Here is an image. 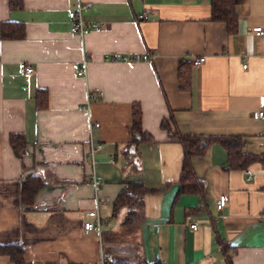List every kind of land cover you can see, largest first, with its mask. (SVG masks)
I'll return each mask as SVG.
<instances>
[{
    "label": "crops",
    "instance_id": "0c3cea01",
    "mask_svg": "<svg viewBox=\"0 0 264 264\" xmlns=\"http://www.w3.org/2000/svg\"><path fill=\"white\" fill-rule=\"evenodd\" d=\"M79 1L90 3L83 21L102 24L83 37L70 32L67 15ZM234 4L237 28L227 33L210 19L207 0H22L18 9L0 0V24L24 27L22 39L0 38V245L21 246V264H264V164L225 169V150L211 143L191 159L202 194H178L182 147L160 128L172 114L181 134L240 136L246 152L264 153V123L253 116L264 98V34H251L264 27V0ZM199 57L205 61L194 66ZM83 61L85 74L77 76L72 65ZM181 61L189 63L187 91L178 87ZM20 62L34 68L30 77L19 73ZM38 89L47 93L44 109L35 104ZM133 104L155 141L139 145L140 171L125 173L121 150ZM10 134L24 137L22 158ZM89 142L101 145L93 167ZM93 175L101 182L96 196ZM29 176L45 185L27 208L20 191ZM129 182L162 191L147 193L123 227L112 203ZM222 194L227 203L217 211ZM93 209L104 220L99 235L82 227ZM0 264L13 263L0 255Z\"/></svg>",
    "mask_w": 264,
    "mask_h": 264
},
{
    "label": "trees",
    "instance_id": "16d2710c",
    "mask_svg": "<svg viewBox=\"0 0 264 264\" xmlns=\"http://www.w3.org/2000/svg\"><path fill=\"white\" fill-rule=\"evenodd\" d=\"M210 5V19L214 22L224 24L227 33H234L237 28V15L235 12L234 0H207ZM10 9L22 7V0H8ZM24 37L23 24L15 21L2 22L0 24L1 39H22ZM178 87L187 91L190 88V69L189 63L181 61L177 67ZM35 104L38 109H44L47 104V93L44 89H38L34 96ZM160 128L165 131L167 137L178 142L182 147L180 161V171L176 180L178 184V194L201 195L203 183L195 175L191 159L201 156L211 143H218L226 152L225 169H245L249 165L259 162L264 164V153L253 154L244 149L247 142L240 136H203V135H184L181 134L175 125L174 118L170 114L160 122ZM128 141L121 150L124 160L123 172L138 173L140 171L138 147L141 144H152L154 138L143 130L141 126V109L138 104H133L131 112V122L127 127ZM9 144L13 153L18 158H22L26 152V141L20 134H10ZM45 185L36 176L27 177L21 186L20 199L25 207L34 204L37 192ZM162 190H150L140 182H129L119 191L112 203V217L122 215L121 226L131 224L139 209L143 206V197L147 193H156ZM117 253L129 254V250L115 249ZM0 255L9 257L13 264H21L23 250L19 245H0ZM228 260L230 258L228 257ZM104 264H164L159 259L150 262H142L136 258L120 259L117 261H106Z\"/></svg>",
    "mask_w": 264,
    "mask_h": 264
},
{
    "label": "built area",
    "instance_id": "2783aa9c",
    "mask_svg": "<svg viewBox=\"0 0 264 264\" xmlns=\"http://www.w3.org/2000/svg\"><path fill=\"white\" fill-rule=\"evenodd\" d=\"M90 6V3L88 2H81L79 1L75 7V9L68 11V18L71 20L72 25L70 28V32L72 34H75L79 37H83L85 36L90 30L93 29H97L100 28L102 26V24L94 22V23H86L85 21H83L82 17H81V12L83 11V9H86ZM147 16L145 14H142L139 16V19H146ZM251 34L253 36H261L264 34V27L263 26H255L251 29ZM116 59H120L123 61H139V60H143V61H148L150 59V57L147 54H134L131 57L128 56H123L121 54H116L115 57ZM205 61L204 57H199V58H195L192 60V64L194 66H198L200 64H202ZM75 74L77 76H83L85 74V61L82 62V66H79L78 64H73L72 65ZM243 67L245 68L246 65H243ZM18 71L19 73L28 78L30 77L33 72H34V68L25 63V62H20L18 65ZM90 97V96H89ZM254 118L260 120L262 123H264V98L260 99V103H259V107L258 109L253 113ZM99 124L98 123H94V124H89V128L91 127H97ZM101 148L100 144L97 145H93L89 142L86 153H85V157L88 160V162L91 164V167L94 166L95 163V159H94V155L95 153ZM247 175V179L250 178L251 176V172L249 170H247L246 172ZM92 187H93V192L95 194V196L97 195L100 187H101V182L98 178H96V176L93 175L92 177V181H91ZM227 203V198L225 195H220L215 203V208L217 211H221ZM86 216V220L83 222V230L85 233L87 232H95L98 235L101 233L103 227H104V220L103 218L98 214L96 209L93 210H89L88 212L85 213ZM189 227L191 229H196V224L192 223L189 225ZM101 264L105 263L104 259H101Z\"/></svg>",
    "mask_w": 264,
    "mask_h": 264
}]
</instances>
